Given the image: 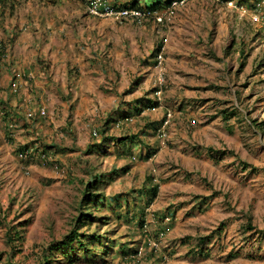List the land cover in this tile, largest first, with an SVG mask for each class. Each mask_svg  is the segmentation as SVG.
<instances>
[{
	"label": "rangeland",
	"instance_id": "obj_1",
	"mask_svg": "<svg viewBox=\"0 0 264 264\" xmlns=\"http://www.w3.org/2000/svg\"><path fill=\"white\" fill-rule=\"evenodd\" d=\"M227 1L187 0V8L198 10L192 19L177 26L185 3L155 28L164 53L161 69L154 63L157 79L149 92L160 77L163 93L190 74L200 82L185 84L198 88L195 100H212L216 110L194 125L213 120L216 128L212 142L190 147V167L141 111L124 123H79L58 138L35 134L27 143L14 131L0 133V264H264V3L256 10L257 0ZM80 2L10 0L0 5V32L15 29L21 16L33 15L42 28L53 17L63 30L39 45L84 54L100 42L104 51L109 41L93 33ZM0 49L6 59L11 48L1 42ZM128 135L136 136L134 143L120 144ZM27 148L34 157L21 156ZM95 172L103 174L92 189L99 197L86 205L83 192ZM153 185L157 195L147 205L146 189ZM83 212L91 217L83 220ZM77 226L85 240L102 236L100 243L93 240L94 250L77 243L50 249Z\"/></svg>",
	"mask_w": 264,
	"mask_h": 264
},
{
	"label": "crops",
	"instance_id": "obj_2",
	"mask_svg": "<svg viewBox=\"0 0 264 264\" xmlns=\"http://www.w3.org/2000/svg\"><path fill=\"white\" fill-rule=\"evenodd\" d=\"M80 1L85 20L95 30L93 33L102 32L98 35L102 37L99 39L101 43L109 41L104 51L99 49L100 42L93 45L92 50L85 48L84 54L75 50L58 53L55 48L48 49L42 42L39 45L42 40L51 42V38L55 37L53 32L56 36L61 34V22L53 17L42 28L33 15L28 16V19L21 16L18 22L14 21L12 28L16 27L15 29L1 30L0 47L2 42L11 50L4 59V52L0 49V133L14 131V136L23 139L22 142L25 143L35 134L58 138L60 130L73 132L79 129V123L81 126L87 123L98 126L103 125L106 118L109 123H119L137 117L140 111H146L147 108H152L145 113L150 114L155 121L154 130L165 112L171 110L173 117L169 125L168 139L176 144L179 158L186 163V167H190V147L195 142L213 141L209 134L216 128L213 120L199 127L194 125L196 121L201 122L207 115L216 113L214 103L206 100L201 104L195 100L199 97L198 88L185 84L198 87L200 82L192 80L193 76L190 74L178 78L176 82L172 80L174 85L165 90L158 100L153 95L154 91L149 92V88L154 87L157 79L154 63L156 64V54L160 51L161 40L155 28L161 25L154 22L140 25L125 20V25L118 27L114 19H101L87 14L83 1ZM166 1L168 0H111L120 6H159ZM185 5L179 8L177 26L180 21L192 19L197 14L198 10L187 8V1ZM22 25L26 29L17 31ZM14 82L18 84L17 91L11 89ZM40 107L45 108V115L39 114ZM140 122L144 124L141 120ZM96 133L93 135H97ZM135 138L136 136H131L127 141L132 144ZM127 141L119 143L124 144ZM50 148L55 150L57 146L50 145ZM194 159L197 163L198 156Z\"/></svg>",
	"mask_w": 264,
	"mask_h": 264
},
{
	"label": "built area",
	"instance_id": "obj_3",
	"mask_svg": "<svg viewBox=\"0 0 264 264\" xmlns=\"http://www.w3.org/2000/svg\"><path fill=\"white\" fill-rule=\"evenodd\" d=\"M84 4V9L87 14L93 15L100 18H111L116 20L117 22H123L125 20H131L136 24H144L147 22H154L159 25H164L171 21L174 16L175 9L186 3L187 0H171L168 5L160 7H149V6H140V5H130V6H120L111 2V0H82ZM220 1V0H218ZM233 2L228 0L226 2L227 5H232ZM264 0H257L255 4V9L259 10L263 5ZM235 6V5H233ZM163 50L164 47H160V51L156 54V65L159 69H161L163 63ZM161 78V77H160ZM158 80V87L153 92V95L159 100L162 97V88L163 83L162 79ZM11 89L13 91H17L18 84L12 83ZM152 108H147L146 111H151ZM39 114L45 115L46 110L44 107L39 108ZM145 109L141 111V114L146 112ZM30 115V114H29ZM173 117V113L171 110H167L160 120L159 125L156 129V134L160 138L163 143L169 138V125L171 124ZM93 133H96V129L93 130ZM38 154V153H37ZM40 155V159L45 162L46 159H43L45 156L43 154ZM21 156L24 158L34 157L31 148H27L22 151Z\"/></svg>",
	"mask_w": 264,
	"mask_h": 264
},
{
	"label": "trees",
	"instance_id": "obj_4",
	"mask_svg": "<svg viewBox=\"0 0 264 264\" xmlns=\"http://www.w3.org/2000/svg\"><path fill=\"white\" fill-rule=\"evenodd\" d=\"M171 0L166 1L164 4L159 5L158 7H162V6H166L169 4ZM0 5L6 7L10 5V0H0ZM149 7H157V5H151ZM131 136H122L119 138V142H124L127 141L128 139H130ZM206 150L208 152H213L214 149L211 146L206 147ZM103 178V174L101 172H95L92 176H91V180L89 182L86 183L85 185V191L83 192V197L86 200V205H89V201L90 199H94V197L97 196V200H98V193L97 191H92V189H96L97 185L96 182H101ZM157 190H158V186L157 185H153L149 190L146 189V204H151L153 199L155 198V196L157 195ZM205 199V198H204ZM85 215V217H91V213L90 212H83L81 213V216L83 217ZM83 217L82 219L85 220L86 218ZM77 221H81V218L77 217ZM222 224H219V227L221 228ZM251 227V226H249ZM79 227H74L68 234L65 235V237L53 244H51L52 247H50V249L53 248V245L55 246H60V248H64V247H69V248H74L75 243H77V245L84 249L87 252H91L93 249V245H94V239L100 243L102 236L99 234H92L90 235L89 240H85L83 239L86 234L80 233L79 232ZM201 238H199L200 240ZM102 243V242H101ZM106 253V252H105ZM70 261V260H69ZM48 264V261H44L43 264Z\"/></svg>",
	"mask_w": 264,
	"mask_h": 264
}]
</instances>
